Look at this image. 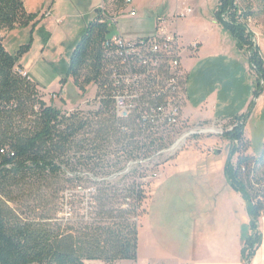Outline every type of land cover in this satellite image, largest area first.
Masks as SVG:
<instances>
[{
    "label": "trees",
    "instance_id": "trees-1",
    "mask_svg": "<svg viewBox=\"0 0 264 264\" xmlns=\"http://www.w3.org/2000/svg\"><path fill=\"white\" fill-rule=\"evenodd\" d=\"M125 6L124 0H113ZM259 2L264 0H240ZM39 11L27 12L24 0H0V264H83L99 260L115 264L118 260H136L138 224L146 192L143 185L132 180L121 182L125 175L107 172L114 167L122 170L118 152L125 162L147 152L166 148L170 141L161 136L138 144L132 134L121 132L119 120L112 112V81L108 69V20L96 15L89 21L70 52L65 76L83 90L95 84L96 109L62 111L39 96L37 85L15 71L18 55L3 46L2 32L27 26ZM250 11L236 0H218L213 17L234 38L239 50L248 54L250 68L257 75L253 97L257 98L258 77L264 79L263 61L251 42L246 22ZM36 23H32L34 27ZM246 113L226 117L231 127L223 137L233 143L229 154H235L234 164H227L224 173L234 190L246 202L249 235L241 247L243 264H251L261 242L258 219L264 212V181L257 179L256 167L264 161V144L259 155L249 151L245 134ZM168 137V135L166 136ZM145 151V154H144ZM93 174L75 170L76 165ZM121 165V166H120ZM118 179L115 181V179ZM114 179V180H113ZM67 183L93 184L88 198V221L62 229L47 220L22 218L8 202L14 193L33 189H54L59 193Z\"/></svg>",
    "mask_w": 264,
    "mask_h": 264
},
{
    "label": "rangeland",
    "instance_id": "rangeland-1",
    "mask_svg": "<svg viewBox=\"0 0 264 264\" xmlns=\"http://www.w3.org/2000/svg\"><path fill=\"white\" fill-rule=\"evenodd\" d=\"M78 1L73 0L76 9L60 5L61 13L66 15V18L60 17L61 23L53 21L48 27L27 25L1 31L3 46L10 54L15 55L22 48L17 63L26 67L27 77L37 85L44 102L61 107L63 97L70 103V112L80 110L86 114L95 109V84L90 83L80 90L71 77L66 79L65 84L59 83L65 76L70 52L94 11L108 20L109 37L121 31L125 38H136L153 34L157 17H172L189 8L191 13L177 20L178 30L185 39L198 38L201 41L199 56L184 61L189 71V107L196 109L200 102L207 103L206 109L195 113L193 119L208 114L238 116L246 113L252 103L245 132L249 138V151L255 156L260 154L264 144V79L258 77L257 90L260 94L254 98L255 68H250L248 54L237 48L234 38L214 19L213 10L218 0H132L127 7L117 6L113 0H91L90 8L80 6ZM135 3L136 16H130V5ZM236 4L250 11L246 29L259 51L264 68V5L240 0H236ZM25 5L27 9L35 7L30 2ZM96 7L101 8L95 10ZM79 14L82 16H74ZM116 17L117 28L110 20ZM225 122L218 118L214 123L205 124L214 131L194 135L175 149L169 146L160 153L149 151L147 154L151 155V159L141 163L135 158L124 163L126 155L118 152V159L124 168L117 172L111 167L107 172L125 175L121 182L135 180L143 185L146 192L145 213L139 216L138 221L140 245L136 261L122 260V264H141L152 256L149 236L160 240L174 233L182 238L184 228L191 220H201L224 234L233 226L231 214H235L236 220L246 214L245 200L233 189L224 173L227 161L234 164L236 158L235 154H229L233 143L223 137V133L231 128ZM171 138L173 135L167 137L168 140ZM75 170L93 174V171L89 172L88 168L78 164ZM255 174L258 180L264 181V161L256 167ZM94 186V183H67L59 193L46 188L21 191L14 193V201L8 203L22 218L47 220L65 229L89 220L88 198ZM83 264L102 262L86 260Z\"/></svg>",
    "mask_w": 264,
    "mask_h": 264
},
{
    "label": "built area",
    "instance_id": "built-area-1",
    "mask_svg": "<svg viewBox=\"0 0 264 264\" xmlns=\"http://www.w3.org/2000/svg\"><path fill=\"white\" fill-rule=\"evenodd\" d=\"M131 1L127 0L126 6ZM190 12L186 8L172 17H157L149 36L125 38L118 31L105 42L113 88L112 112L119 120L117 126L121 132L132 134V140L138 144L161 136L167 141L166 136L173 135L170 144L157 153L169 146L175 149L194 135L214 131L202 124H186L182 114L187 99V74L182 58L185 53L193 55L197 43L185 45L175 24ZM44 14L49 15V11ZM129 15L135 16V11L131 9ZM110 20L117 28V19ZM15 71L27 76L22 67L16 66ZM95 101L98 105L99 99ZM150 157L139 155L135 160L141 163Z\"/></svg>",
    "mask_w": 264,
    "mask_h": 264
},
{
    "label": "crops",
    "instance_id": "crops-1",
    "mask_svg": "<svg viewBox=\"0 0 264 264\" xmlns=\"http://www.w3.org/2000/svg\"><path fill=\"white\" fill-rule=\"evenodd\" d=\"M81 1L83 4H81ZM26 2H30L34 4L35 7H33V9L32 8L27 9L25 5ZM78 2L80 6L82 5L87 8L91 7V0H79ZM61 4L67 5L69 9L73 8V6L76 9L73 0H24V6L27 12L39 11L38 15L33 21L36 22V25L33 28L40 26L48 27V25L53 21L61 23L62 19L60 17L63 16V18H66V15H63L61 13L62 12L60 10ZM134 5L136 6L137 3L131 5L130 10L133 9L135 11V16H136L137 8H135ZM101 7H96L95 10ZM130 10L128 11V14ZM45 11H49V15L45 16L44 14ZM87 13H84L83 15H86ZM190 13H188L186 16H188ZM74 16L79 17L82 16V14L74 15ZM95 16L96 14L94 11L93 17L91 19H88V22L91 21L93 18H95ZM33 22L29 23V25H32ZM175 27L177 29V32L181 36L182 42L185 45L197 43L196 52L193 55L185 53L182 58V65L187 74V87H186L187 99L182 110L185 123L189 125H194V124L205 125L207 123L209 124L218 121V118L220 120L225 121L224 119L226 118L225 115L213 116V114L211 115L208 114L203 117H199L196 120L193 119L195 113L196 114L202 113L204 111L203 109L204 108L206 109L207 103L206 101L200 102V104H197L195 106L196 109H194L192 106L189 107L191 100V96L188 91L189 71L185 67L184 61L189 58H192L193 56H199V52L201 49V41L198 38H190L188 40L185 39L178 30V21L176 22ZM119 32L122 35L121 31ZM18 64L21 65V67L24 68L25 71L27 70L22 63L18 62ZM61 103H62L61 107L60 105H54V103H52V105L56 106L62 111H70L71 109L69 108L70 103H68L67 100H64L63 97ZM212 108H214V106H212ZM196 140L200 141V138H196ZM168 160H172V159H168ZM138 221H139V217L137 220V224ZM230 221L233 226L231 229L226 231L227 233L224 234L217 232L215 226L205 225V222L201 220L200 221L191 220L188 226L184 228L185 232L182 238L174 233L172 235H166L160 240H158L153 235H152L153 237L149 236L148 245L152 243L153 254L151 257H148L147 261H144V263L141 264H243L240 251L244 242L243 239L246 238L250 233L248 227V221H249L248 214L246 212L245 215H241V218L236 220L235 214L233 213L230 216ZM258 230L261 234V242L255 251L251 264H264V215H261V217H259L258 219ZM139 239H140V228L138 227V238H137L138 249L140 245ZM122 263H123L122 260H118L115 262V264H122Z\"/></svg>",
    "mask_w": 264,
    "mask_h": 264
},
{
    "label": "bare ground",
    "instance_id": "bare-ground-1",
    "mask_svg": "<svg viewBox=\"0 0 264 264\" xmlns=\"http://www.w3.org/2000/svg\"><path fill=\"white\" fill-rule=\"evenodd\" d=\"M124 5H125V6L127 5V0H124ZM104 45H105V43H104Z\"/></svg>",
    "mask_w": 264,
    "mask_h": 264
}]
</instances>
